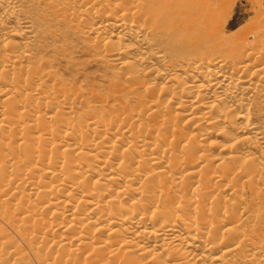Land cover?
Masks as SVG:
<instances>
[{
	"label": "bare ground",
	"instance_id": "obj_1",
	"mask_svg": "<svg viewBox=\"0 0 264 264\" xmlns=\"http://www.w3.org/2000/svg\"><path fill=\"white\" fill-rule=\"evenodd\" d=\"M222 3L0 0V264H264V0Z\"/></svg>",
	"mask_w": 264,
	"mask_h": 264
},
{
	"label": "rangeland",
	"instance_id": "obj_2",
	"mask_svg": "<svg viewBox=\"0 0 264 264\" xmlns=\"http://www.w3.org/2000/svg\"><path fill=\"white\" fill-rule=\"evenodd\" d=\"M252 1L253 0H225V4L222 3L224 6L221 5L222 7L219 10L220 15L212 18L215 28L222 33V37L236 34L242 26L253 21L254 13L251 7V5H253ZM75 44L76 43L73 42V45ZM255 220L257 223L256 225L261 226L264 229V219L257 217ZM245 233L244 237L250 235L256 236L253 232L249 233L248 231ZM263 237L264 235L260 238Z\"/></svg>",
	"mask_w": 264,
	"mask_h": 264
}]
</instances>
